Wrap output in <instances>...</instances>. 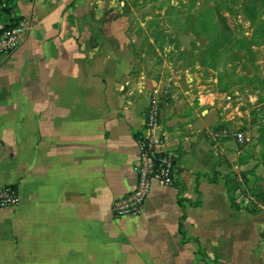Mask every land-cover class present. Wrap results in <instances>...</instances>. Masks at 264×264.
<instances>
[{
	"label": "crops",
	"instance_id": "crops-1",
	"mask_svg": "<svg viewBox=\"0 0 264 264\" xmlns=\"http://www.w3.org/2000/svg\"><path fill=\"white\" fill-rule=\"evenodd\" d=\"M6 1L0 34L25 33L0 60V187L20 199L0 210V264H264V202L230 200L219 176L247 166L264 180V168L213 136L233 130L235 109L186 53L190 23L169 19L167 0ZM153 106L174 183H153L138 217L115 219Z\"/></svg>",
	"mask_w": 264,
	"mask_h": 264
},
{
	"label": "rangeland",
	"instance_id": "rangeland-1",
	"mask_svg": "<svg viewBox=\"0 0 264 264\" xmlns=\"http://www.w3.org/2000/svg\"><path fill=\"white\" fill-rule=\"evenodd\" d=\"M167 1L169 7L174 10L173 14L170 13L169 19L173 22L187 21L196 36L195 40L191 41L190 47L186 46V53L189 56L200 55L203 67L208 62L201 80L207 81L209 85L212 84L217 92L222 93L218 97L220 104L229 105L228 110L235 109V126L233 130H228L234 135H242L244 140L242 143H236L237 148L243 147L244 157H250L254 151H257L259 153H256L257 157L260 158L264 149L261 150L256 145V140L264 127V38L260 34L264 28V10L259 11L258 17L262 25L258 27L257 22L248 23L242 12L245 5L258 8L261 0ZM132 2L133 0L130 3ZM163 4H166V0ZM160 20L164 21L162 18ZM222 23L229 27L233 38L219 46L220 37L216 36V32H220ZM214 26L218 28L217 31L214 30ZM179 52L182 54L181 50ZM217 76L220 80L215 84L213 81ZM165 85L162 87H167ZM184 85H187L186 81ZM223 130L226 129L221 128L219 131L214 129L211 132ZM226 164L230 166L228 161ZM243 169L236 174L223 172L219 175L222 176L221 181L231 186L238 185L237 191L231 194L232 198H235L236 192H239L238 197H251L256 203L262 204L264 202L262 171H256L258 169L256 167L253 174H248L247 166ZM254 209H257L256 205Z\"/></svg>",
	"mask_w": 264,
	"mask_h": 264
},
{
	"label": "built area",
	"instance_id": "built-area-1",
	"mask_svg": "<svg viewBox=\"0 0 264 264\" xmlns=\"http://www.w3.org/2000/svg\"><path fill=\"white\" fill-rule=\"evenodd\" d=\"M24 33L25 28L19 24L0 34V60L7 59L16 51ZM157 125V106H153L147 110L144 129L135 139L138 153L135 188L111 204V213L115 219L138 217L153 183L162 187H170L174 183V159L172 155L162 152L158 147L153 135ZM213 136L224 139L234 137L238 143L244 140L241 134L234 135L227 130L217 132ZM19 200L14 188L0 187V210H14Z\"/></svg>",
	"mask_w": 264,
	"mask_h": 264
},
{
	"label": "trees",
	"instance_id": "trees-1",
	"mask_svg": "<svg viewBox=\"0 0 264 264\" xmlns=\"http://www.w3.org/2000/svg\"><path fill=\"white\" fill-rule=\"evenodd\" d=\"M8 3L6 1V3H4V5L0 2V12L3 14V15H7V16H11L12 15V8L10 6H8ZM264 10V0H261V3L260 5L258 6V8H255L253 6H250V5H245V7L243 8V15H244V19L248 22V23H251V24H258V26H261L262 23L259 21V11H263ZM258 20V21H257ZM15 20L14 19H10V23H14ZM16 26V23L13 24L12 26H6L4 28V30H10L12 29L13 27ZM215 31L218 30L217 27H213ZM262 37L264 38V28L262 29L261 33ZM216 36H219L220 37V40H219V46L221 45H224L226 44L227 42L231 41L232 40V32L231 30L229 29L228 26H226L225 24L222 23V27L220 29V32L217 33L216 32ZM263 46H264V42H263ZM256 145L262 150L264 149V127L261 129L260 131V134L259 136L257 137V140H256ZM242 146H239V150L242 151ZM250 157H240V165L242 164H245V162L249 159ZM260 165L264 168V153H261L260 154ZM225 187H226V190H227V194H228V197L230 198V200L233 201L232 199V196L231 194L233 192H235L237 189H238V185H229L227 183H225ZM179 232H180V235L183 236V226H182V221H180V226H179Z\"/></svg>",
	"mask_w": 264,
	"mask_h": 264
}]
</instances>
